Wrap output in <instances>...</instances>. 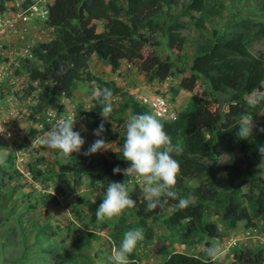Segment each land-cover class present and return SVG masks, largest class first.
Here are the masks:
<instances>
[{
    "label": "trees",
    "instance_id": "1",
    "mask_svg": "<svg viewBox=\"0 0 264 264\" xmlns=\"http://www.w3.org/2000/svg\"><path fill=\"white\" fill-rule=\"evenodd\" d=\"M13 0H0V13H4L6 4ZM59 8L48 7L45 26L51 28L54 37L45 43L36 44L26 61L23 71L27 77L28 87L26 96L36 90L32 83H37L41 89L36 92L35 110L37 112L56 106L57 94L64 99L72 96V89L76 81H95L101 87H107L118 97L119 102L107 118L122 123L123 113H148L126 92L119 91L113 83H105L90 76L86 71L87 60L90 56H97L104 62L111 73L117 71L120 63L125 61L144 77L147 83L163 82L173 75H181L185 69L190 72L189 77L182 78L177 88L190 92L195 87L197 78H202L208 84L215 96L216 106L210 110L209 103L191 96L185 107L176 114L174 123H163L165 131L172 137V142L182 148L176 158L181 165V174L174 188L181 197L185 194L184 180L199 178L202 183L190 194L195 197L193 203L185 209L176 207L178 200L168 198L163 208L157 207L153 211H146L138 206L139 187L131 193L136 206L119 216H134L139 219L146 241L150 239L151 230L145 226L148 216H163L167 208L173 207L174 212L166 217L164 223L168 229H173L182 221H186L183 236L190 239L199 229L208 239H222L215 224L202 223V217L210 210L218 215L220 220L230 228L237 222L245 221L250 224L246 209L241 206L236 196V189H226L217 192L219 168L216 159L223 155H233L235 161H243L244 166L260 198L250 206L253 217L264 222V176L256 166L264 159L258 148L264 145V133L255 129L250 139H241L238 128L245 116H256L264 108V97L259 101H247L245 96L253 92H262L264 84V50L253 56L249 53V45L264 38V23L248 18H242L229 25L224 31L227 36H215L211 42L202 44L191 57L190 63L183 62L179 69H173V63L162 60L157 55V48L163 39L167 52L183 51L185 38L182 32L193 21V27L204 23L207 14L215 15L222 9L220 0H54ZM260 10L264 13V0ZM193 14L198 17L194 18ZM206 14V15H205ZM102 21V33H97L93 22ZM148 48L149 53L142 55V49ZM174 70V71H173ZM176 93V91H172ZM232 105L231 111H222L221 104ZM93 105L84 113L87 118L95 119L101 115L102 104L94 99ZM187 115L194 116V123L190 124ZM256 128H262L259 125ZM74 130L76 131L75 127ZM82 136V135H81ZM83 137V136H82ZM84 138V137H83ZM85 140V138H84ZM125 138L119 139V150L110 153L107 160L101 152L84 155L93 143L87 142L79 153L66 155L69 165L59 166L61 172H71L74 176L84 177L90 183L108 184V182H126L129 175L113 174V169H126L129 163L123 159L122 146ZM3 145L0 144V149ZM232 159V160H233ZM71 164V165H70ZM5 181H11V175L5 173L0 166V212L9 203ZM224 188V187H223ZM102 202L96 197L93 203H87L91 218L95 217L96 209ZM133 214V215H131ZM34 243L37 250L46 254L53 264H72L62 256L57 255L55 244L49 241L42 225L37 226ZM124 223L118 222L115 234L122 236ZM21 230L23 227H21ZM27 230V229H26ZM114 238V237H113ZM116 240V238H114ZM206 246L209 245L206 243ZM130 255L129 258H132ZM245 264H261L263 253L243 252L238 256ZM162 264H217L210 259H202L181 253H171Z\"/></svg>",
    "mask_w": 264,
    "mask_h": 264
},
{
    "label": "rangeland",
    "instance_id": "2",
    "mask_svg": "<svg viewBox=\"0 0 264 264\" xmlns=\"http://www.w3.org/2000/svg\"><path fill=\"white\" fill-rule=\"evenodd\" d=\"M36 1L13 0L6 4L5 12L0 13V128L4 127L6 130L3 135L11 134L6 140L0 137V144L3 145L0 156L6 160V166L1 168L12 178L7 182L2 178L10 186L6 191L9 203L2 207L0 212V264H53L46 254L37 250L39 245L34 243L38 225H42L44 233L49 235V241L55 244L58 249L57 255L72 264H113L110 259L112 248L120 245L126 231L142 227L139 219L134 216H125L123 220L119 217L91 218L87 203H93L96 197L103 199L108 184H103L102 189L101 183H90L83 176L61 172L59 166L69 165L67 156L40 144L44 132L52 127L56 119L72 114H75L77 119L76 131H79L88 143L92 142L97 139L93 131L101 123L102 117L100 115L90 119L83 115L96 99L93 96L92 82L76 81L69 99H64L59 93L55 107L39 112L34 106L36 92L41 87H38L37 83H32L36 90L26 96L25 90L29 84L23 68L30 59V52L36 44L48 42L54 37L52 29L45 26L43 19L21 20V12L27 5ZM261 1L220 0L222 9L215 15L205 14L202 25L195 28L193 21L189 20V25L182 32L185 45L181 53L167 52L163 39L157 37L160 41L156 50L157 55L160 59H167L173 63V69H179L183 62L190 63L191 57L202 44L214 39L212 32L215 36H227L224 31L229 30V25L242 18L264 23V13H261L259 6ZM45 2L47 7L59 8L54 0ZM193 17L197 18L198 15L193 14ZM93 24L96 32L102 33L103 22L96 21ZM248 50L251 55L257 56L264 50V38L252 42ZM148 53V48L142 49L143 56ZM86 71L102 82L113 83L120 93L126 92V88L132 90L143 88V92L161 94L168 100L176 114L182 111L191 96L208 102L210 110L216 106L213 102L215 96L202 78H197L195 87L190 92L177 88L182 78L190 76L187 69L181 75H173L163 82L147 83L133 65L125 68L121 62L117 71L111 73L104 62L92 55L87 60ZM173 90L176 93H173ZM262 97L264 84L262 92L255 91L245 96V100L259 101ZM117 102L119 100L115 99L114 107L117 106ZM221 109L231 111L233 106L222 103ZM128 116V113L122 114V123L108 118L104 121L103 137L106 142L113 144L110 150L101 152L107 160H110V153L119 150V139L126 136ZM186 117L190 124L194 123L193 115ZM248 117H252L255 126L264 128V108L256 116H245L241 123L243 124ZM82 125L86 127V132L81 130ZM234 157L238 156L223 155L216 159L219 172L215 188L217 192L226 189L225 187L236 189L237 199L246 209L250 224L240 221L230 228L210 210L202 217V223L215 224L224 237L208 239L197 229L190 239H186L182 234L185 222L189 219L182 221L173 229L166 227L164 220L174 212L173 207L169 206L163 216L152 215L146 218L144 223L151 230L150 239L146 241L144 234V240L137 244L131 254L133 257L129 258L132 264H162L171 253L210 259L217 264H245L239 261L238 256L247 251L253 254L262 251L261 264H264V242L253 238L264 236V222L253 217L249 209L254 201L263 199L260 198L254 180L248 175L243 161H235ZM256 169L260 171L257 175L264 176V159ZM128 183H135L139 187L141 193L138 197V206L145 209L147 202L144 200L142 183L131 175ZM201 183L199 178L184 180L185 194L190 197L193 189ZM178 194L181 197L182 194ZM118 222L124 223L122 236L115 234ZM21 227L25 230H21ZM206 243L209 247L222 246L227 250L226 255L214 261L208 256L209 247Z\"/></svg>",
    "mask_w": 264,
    "mask_h": 264
},
{
    "label": "clouds",
    "instance_id": "3",
    "mask_svg": "<svg viewBox=\"0 0 264 264\" xmlns=\"http://www.w3.org/2000/svg\"><path fill=\"white\" fill-rule=\"evenodd\" d=\"M93 96L103 105L101 108L102 121L93 131L97 137L89 146L84 155H93L97 152L108 151L112 143L106 142L103 137L105 132L104 121L113 111V103L118 97H114L113 91L107 87H101L95 81L92 82ZM160 103H164L160 100ZM77 122L75 114L56 119L52 127L46 130L40 140V144L48 149L58 150L61 154L72 155L79 153L85 144L84 138L74 127ZM264 133V128H256L252 117L245 119L238 128V136L241 139H249L253 130ZM82 131H87L81 126ZM5 128H0V134L5 133ZM10 133L7 136L10 138ZM260 154H264V145L258 148ZM182 148L172 142V137L165 131V126L155 113H129L126 123V136L122 146L123 159L129 163L126 169L118 166L113 169V174L123 173L137 178L143 185L146 211H153L157 207L163 208L168 198L178 200V209L187 208L195 197H180L174 190L178 177L181 174L180 162L174 158V153L179 155ZM0 166H6V160L0 156ZM103 189V184L101 183ZM135 186L131 183L108 182L104 198L96 209L97 219H112L121 216L125 210L134 208L136 201L131 193ZM254 239L264 242V236H255ZM144 240L142 228H135L123 234L118 247L112 248L110 259L113 264H132L129 256L134 252L139 242ZM226 249L220 245H214L207 249L208 256L214 261L226 255Z\"/></svg>",
    "mask_w": 264,
    "mask_h": 264
},
{
    "label": "built area",
    "instance_id": "4",
    "mask_svg": "<svg viewBox=\"0 0 264 264\" xmlns=\"http://www.w3.org/2000/svg\"><path fill=\"white\" fill-rule=\"evenodd\" d=\"M47 3L45 0H37L26 6V8L21 12V20L28 21L31 18H41L46 21L47 18ZM129 63H124L125 68H130ZM116 78H114V81ZM143 88L138 89H128L125 91L128 96L131 97L133 101H136L142 108H144L148 113H155L158 118L161 119V122L172 124L176 119V112L171 107L168 100L158 93L143 92ZM160 100H163L164 103H160ZM1 139H5L8 136L0 134Z\"/></svg>",
    "mask_w": 264,
    "mask_h": 264
},
{
    "label": "crops",
    "instance_id": "5",
    "mask_svg": "<svg viewBox=\"0 0 264 264\" xmlns=\"http://www.w3.org/2000/svg\"><path fill=\"white\" fill-rule=\"evenodd\" d=\"M122 63H123V66H124L125 61H122ZM61 95H62V94H61Z\"/></svg>",
    "mask_w": 264,
    "mask_h": 264
}]
</instances>
